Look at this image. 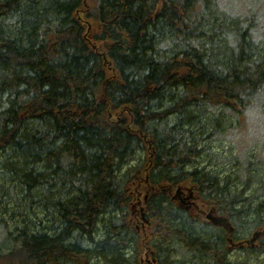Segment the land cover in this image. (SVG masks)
<instances>
[{
    "label": "trees",
    "instance_id": "obj_1",
    "mask_svg": "<svg viewBox=\"0 0 264 264\" xmlns=\"http://www.w3.org/2000/svg\"><path fill=\"white\" fill-rule=\"evenodd\" d=\"M214 1L0 0V197L47 218L15 233L0 214V264H141L145 245L158 264H264V238L235 260L227 240L264 226V185L197 166L207 139L264 114L263 28ZM178 186L234 232L175 205Z\"/></svg>",
    "mask_w": 264,
    "mask_h": 264
},
{
    "label": "rangeland",
    "instance_id": "obj_2",
    "mask_svg": "<svg viewBox=\"0 0 264 264\" xmlns=\"http://www.w3.org/2000/svg\"><path fill=\"white\" fill-rule=\"evenodd\" d=\"M222 1L223 0H215L214 3L218 2L221 4ZM226 2V4H224V6H226L225 9L229 7L232 15H239L240 18H254L256 25L262 26L261 28H263L264 34V0H226ZM215 54L216 51L214 50L210 52V55L215 56ZM246 110H248L247 113L242 114L238 120L236 119L233 131L229 130L228 132L227 130L223 134L224 136L220 138L216 137L210 142H208V139L206 140L207 142H205L204 145L205 151L202 157L198 159L197 166L199 168H206L212 172H219V176L221 177L229 176L228 186L231 187V185H233V191L240 190L242 185L248 182V194L251 195L255 188L264 185V114L257 103ZM213 117V113L208 115L209 119ZM198 126L199 129H201L200 125ZM198 132H201V130H198ZM148 155L149 153L143 150V152L138 154V157H140V161H144L145 163L148 159ZM239 159L249 160V163L245 167L248 170L247 173L245 171V175L242 173V166ZM137 163L138 161H134L131 165L133 166ZM248 177H250V180L247 181ZM1 185H4V181L0 176V187H2ZM2 193L3 195L0 197V214L5 217L7 227L11 232H15L16 227L18 230L15 233L21 231L25 227L30 233H33V231L38 229L41 230V228L46 226V221L42 224V227L39 226V222H41L40 219H47L44 211L37 210L38 216L36 217V215L30 213L31 207L28 204L21 203L20 206H16V204L7 200L9 195L6 194L4 190H2ZM262 200H264V197H262L258 203ZM256 214H261L263 218L260 219L263 224L264 208H261ZM253 219H257V217H253ZM258 226L259 225H254L253 230ZM253 230H247L245 237H249ZM3 234L4 232L0 228V238ZM6 248L7 246L4 240H0V253L6 251ZM242 253V251L235 252L232 254V259L235 260V255H241V258H244ZM261 257L262 256L254 255L252 263L256 264L257 259H261ZM193 263L198 264L197 261H189L187 264Z\"/></svg>",
    "mask_w": 264,
    "mask_h": 264
},
{
    "label": "flooded vegetation",
    "instance_id": "obj_3",
    "mask_svg": "<svg viewBox=\"0 0 264 264\" xmlns=\"http://www.w3.org/2000/svg\"><path fill=\"white\" fill-rule=\"evenodd\" d=\"M140 188L141 190H139L138 187H134L131 189L136 192V193H133V196H135V199H138L139 201L137 202L136 205L133 206L134 208L130 211V217L135 219V222H137V226H136L137 231L144 232L146 227L150 224V221L145 218V213L141 209L142 202L140 200H142V198L144 200L147 199L148 192L154 191L155 189L152 186H147L146 188H142V186H140ZM165 194L171 200L173 199V201L177 199L176 201L173 202L175 205L177 206L181 205L182 207H185L191 214L195 216L201 215L202 217L206 219L205 213H207L209 210H206L204 206L203 207L201 206V204L196 203V200H195V199H199L200 197H197V196L193 197L185 189L178 195L177 194L175 195V193L171 194L170 190L167 191ZM137 205L138 207H136ZM139 255H140L141 264H158V259L155 256L154 250L149 248L147 245L144 246V250Z\"/></svg>",
    "mask_w": 264,
    "mask_h": 264
},
{
    "label": "water",
    "instance_id": "obj_4",
    "mask_svg": "<svg viewBox=\"0 0 264 264\" xmlns=\"http://www.w3.org/2000/svg\"><path fill=\"white\" fill-rule=\"evenodd\" d=\"M208 218H209L210 220H212V222H213L214 224H216V225H225L226 227L229 226L225 219H221V218L213 219V218H211L210 216H208ZM262 233H263V234H262ZM262 233H261V232H256V233L253 235V238H252L251 241L253 242L254 240H256L258 237L261 236V234L264 235V231H263ZM239 245L241 246V244H237V246H239Z\"/></svg>",
    "mask_w": 264,
    "mask_h": 264
}]
</instances>
